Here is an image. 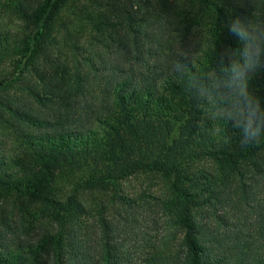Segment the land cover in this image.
Masks as SVG:
<instances>
[{
    "label": "trees",
    "instance_id": "1",
    "mask_svg": "<svg viewBox=\"0 0 264 264\" xmlns=\"http://www.w3.org/2000/svg\"><path fill=\"white\" fill-rule=\"evenodd\" d=\"M235 18L264 23V0H0V264H264V140L184 89L239 46ZM250 87L264 100V72ZM130 177L169 222L135 263L106 218L92 247L74 233ZM7 207L48 223L21 239Z\"/></svg>",
    "mask_w": 264,
    "mask_h": 264
},
{
    "label": "clouds",
    "instance_id": "2",
    "mask_svg": "<svg viewBox=\"0 0 264 264\" xmlns=\"http://www.w3.org/2000/svg\"><path fill=\"white\" fill-rule=\"evenodd\" d=\"M225 27L237 37L239 46L225 49L219 70L204 71L202 76L193 73L184 89L190 96L194 93L195 100L211 110L214 118L237 130L242 146L259 144L264 140V100L250 84L264 72V23L235 18ZM177 66L187 68L182 61Z\"/></svg>",
    "mask_w": 264,
    "mask_h": 264
},
{
    "label": "rangeland",
    "instance_id": "3",
    "mask_svg": "<svg viewBox=\"0 0 264 264\" xmlns=\"http://www.w3.org/2000/svg\"><path fill=\"white\" fill-rule=\"evenodd\" d=\"M122 183L124 194L128 198L126 203H109L106 198H101V204L106 207L105 212L100 213L98 205L93 208L92 205H89V214L81 217V223L74 233L80 235L88 230V241L92 247L98 242L103 230L99 219L106 218L115 227L114 232L110 234V242L119 246L120 252L126 259L128 258V263H135L145 252L150 251V247L156 244V240L163 237L169 242V222L160 210L153 207L154 198L163 194V190L159 185H156V181L151 182L143 177H130ZM141 193L145 194H142L141 197ZM7 211H9L7 214L9 219L15 218L13 222L19 220L18 224L21 228L18 230V236L21 239H35L36 235L48 223L37 219L31 224L26 220L22 226L20 223L22 216L17 214L18 216L14 217L16 209L7 207L5 212ZM2 232L4 233V243L13 240L14 236L9 229L2 227ZM92 251L94 254L96 253L97 257V252L94 249Z\"/></svg>",
    "mask_w": 264,
    "mask_h": 264
}]
</instances>
